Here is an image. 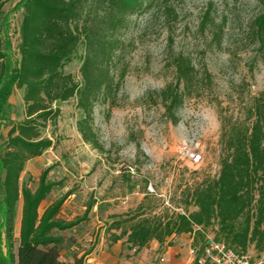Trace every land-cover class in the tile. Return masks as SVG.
<instances>
[{
  "label": "rangeland",
  "instance_id": "obj_1",
  "mask_svg": "<svg viewBox=\"0 0 264 264\" xmlns=\"http://www.w3.org/2000/svg\"><path fill=\"white\" fill-rule=\"evenodd\" d=\"M20 2L10 0L2 8L3 32L15 65L20 60ZM168 5L171 11L158 0L148 11L133 15L121 34L119 88L94 107L102 149L82 138L77 99L57 102L54 106L61 110L57 122L43 129L54 146L30 159L22 172L21 183L33 190L46 170L47 179L57 182L41 202V214L65 196L59 217L74 221L86 216L62 232L65 259L88 252L85 264H90V257H97L100 264H194L193 235L170 238L172 253L168 243L152 248V242L136 251L126 237L113 243L109 224L134 210L146 191L154 194L148 200L151 204L174 209L186 185L217 176L224 133L233 123H249V109L264 97V48L254 24L262 10L260 0H171ZM82 52L80 47L64 69L79 82ZM179 54L192 59L197 74L192 87L183 90V103L172 112L160 92L176 82L174 59ZM123 69L125 75L119 78ZM23 118V90L14 88L0 117V142ZM185 143L202 153L201 163L183 156ZM22 207L23 199L15 221V251ZM249 253L256 260L264 258V252L253 246Z\"/></svg>",
  "mask_w": 264,
  "mask_h": 264
},
{
  "label": "trees",
  "instance_id": "obj_2",
  "mask_svg": "<svg viewBox=\"0 0 264 264\" xmlns=\"http://www.w3.org/2000/svg\"><path fill=\"white\" fill-rule=\"evenodd\" d=\"M10 0H0V117L14 88L23 90L24 118L14 123L0 142V264H85L88 252L62 257V234L84 218L67 221L59 217L65 196L41 214L39 207L57 182L41 175L37 189L21 183L26 163L54 146L43 136L48 123L55 124L61 110L55 103L76 98L81 111L77 127L85 142L102 149L94 127V107L119 88L117 80L121 34L133 15L148 11L158 0H21L20 60L12 61L3 32L2 8ZM165 2L169 11L171 0ZM255 18L256 33L264 48V0ZM168 3V4H167ZM81 55L79 82L65 67ZM176 82L160 92L169 111L176 110L196 78L189 56L174 59ZM123 78L125 70L120 71ZM182 85V86H181ZM182 88V90H181ZM249 123H233L224 133V153L217 176L205 177L181 191L179 206L170 209L144 200L132 211L109 224L111 241L126 237L139 251L156 240L171 244L170 238L184 233L194 237L198 257L212 233L237 252L253 246L264 252V97L249 109ZM23 199L19 246L15 251V221ZM92 204L87 206V212ZM119 217V216H115ZM119 231V232H118Z\"/></svg>",
  "mask_w": 264,
  "mask_h": 264
},
{
  "label": "built area",
  "instance_id": "obj_3",
  "mask_svg": "<svg viewBox=\"0 0 264 264\" xmlns=\"http://www.w3.org/2000/svg\"><path fill=\"white\" fill-rule=\"evenodd\" d=\"M181 152L193 164L203 161L202 153L187 143L184 144ZM198 264H264V258L256 260L249 252H237L209 235L203 251L198 257Z\"/></svg>",
  "mask_w": 264,
  "mask_h": 264
},
{
  "label": "crops",
  "instance_id": "obj_4",
  "mask_svg": "<svg viewBox=\"0 0 264 264\" xmlns=\"http://www.w3.org/2000/svg\"><path fill=\"white\" fill-rule=\"evenodd\" d=\"M21 226V225H20ZM185 234H189V235H192V234H190V233H184V234H181V235H178V237H181V236H183V235H185ZM175 237V236H174ZM194 238V237H193ZM151 246H152V248H160L161 247V245H160V243L158 242V241H156V240H153L152 241V243H151ZM175 246H174V244H169V246H168V252L169 253H172L173 251V248H174ZM92 262H93V264H100V262L97 260V257H90L89 259H88V263H90V264H92Z\"/></svg>",
  "mask_w": 264,
  "mask_h": 264
}]
</instances>
